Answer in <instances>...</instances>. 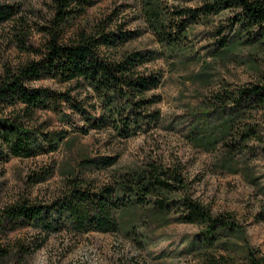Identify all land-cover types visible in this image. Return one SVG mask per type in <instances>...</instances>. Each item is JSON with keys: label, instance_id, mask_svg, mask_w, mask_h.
Listing matches in <instances>:
<instances>
[{"label": "rangeland", "instance_id": "374dc122", "mask_svg": "<svg viewBox=\"0 0 264 264\" xmlns=\"http://www.w3.org/2000/svg\"><path fill=\"white\" fill-rule=\"evenodd\" d=\"M203 1L70 0L66 7L72 11L70 17L58 22L56 0H0V6L10 10L8 18L0 20V75L38 59L51 28H60V40L68 42L80 28L90 32L105 25L131 35L120 52L151 54L138 70L160 77L158 86L147 93L158 97L146 111L154 112L153 119L141 128L129 126L128 137L113 127L85 132L87 120L64 102L58 111L38 110L36 125L45 132L67 131V137L54 152L0 161V213L21 200L48 204L64 191L68 178L99 188L123 172L153 162L178 168L185 192L212 213H233L241 232L212 248L216 258L231 256L239 264L249 247L264 254V159L250 151L230 157L226 144L231 140L218 127L221 109L207 105L214 104V92L220 88L256 82L264 73V54L235 36L232 10L209 14L179 31L176 24L186 19L180 11ZM149 7L160 12L167 32L181 34L174 46L154 34ZM222 39L230 41L226 51L219 47ZM27 86L69 94L83 105L85 117L101 111L92 89L75 81L42 78ZM121 112L118 118L127 116ZM261 128L264 132V122ZM86 158L112 163L99 167L97 160L87 163ZM176 212L160 216L133 208L118 215L117 230L84 234L61 230L46 235L31 225L5 223L0 244L11 254L2 264H204L197 247L201 228L176 221Z\"/></svg>", "mask_w": 264, "mask_h": 264}, {"label": "trees", "instance_id": "16d2710c", "mask_svg": "<svg viewBox=\"0 0 264 264\" xmlns=\"http://www.w3.org/2000/svg\"><path fill=\"white\" fill-rule=\"evenodd\" d=\"M56 3L58 22H66L72 12L66 9L70 0H56ZM8 7L0 6V20L8 18ZM222 10L234 12L232 23L238 40L264 54V0H204L199 7L180 11L186 19L176 27L179 31L184 30L189 23H197ZM146 11L158 40L174 46L181 34L166 31V24L157 9L149 7ZM57 29L49 30L50 38L38 59L0 75V161L10 157L32 158L57 150L67 137V131L45 132L42 125H36L35 115L38 110L58 111L62 102L87 120L85 132L113 127L128 137L129 126L141 128L154 117V112L146 111L158 101V97L147 96V93L158 86L160 77L145 75L138 70L152 58L151 54L120 52L119 47L131 35L120 29L110 30L105 25H97L90 32L80 28L73 38L63 42ZM219 47L226 51L230 41L222 39ZM42 78L75 81L90 87L101 111L94 117H85L83 105L69 94L27 86L28 82ZM213 97L214 104L207 105L221 109L218 127L220 133L224 132L231 140L229 145L226 144L228 155H245L250 151L264 159V132L261 128V122H264V73L254 83L232 89L220 88ZM7 109H11L9 114ZM121 111H126L127 116L118 118L123 114ZM249 142L254 146H249ZM95 160L101 163L99 167L112 163V159L105 158H86L84 161ZM185 189L186 183L178 168L153 162L123 172L113 183L99 188L91 187L81 178H68L64 191L48 204L21 200L3 209L0 233L5 223L13 227L18 222L40 228L46 235L61 230L76 234L112 232L119 228L118 215L129 209L147 208L160 216H168L172 209H176V221L201 228L197 247L201 249L204 264H238L231 256L216 258L214 252L222 239L241 232L233 213L214 214L207 206L192 199ZM10 254L11 249L0 244V264ZM239 264H264V254L253 247L246 248Z\"/></svg>", "mask_w": 264, "mask_h": 264}]
</instances>
